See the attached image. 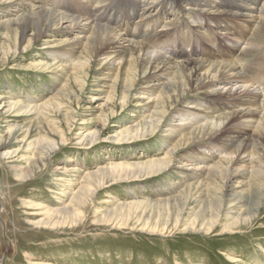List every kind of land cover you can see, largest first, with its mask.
Returning a JSON list of instances; mask_svg holds the SVG:
<instances>
[{"label":"rangeland","instance_id":"rangeland-1","mask_svg":"<svg viewBox=\"0 0 264 264\" xmlns=\"http://www.w3.org/2000/svg\"><path fill=\"white\" fill-rule=\"evenodd\" d=\"M34 1H41L60 12L69 11V6L74 7L79 2L88 4L90 9L97 6L94 0H56L60 8L49 0ZM126 7L125 0H113L104 8H113L114 14H120ZM17 8L19 10L13 12ZM32 9L22 0H0V264H230L225 260L227 256L238 258L239 264H264V182H258L259 175L253 174L247 163H236L230 171L228 168L229 174L223 183L229 190L224 188L223 192L224 195L232 193L237 203L224 206L221 224L227 223L229 218L230 222L235 221L237 215L245 219L246 213L256 208V201L263 197V202L256 218L233 229L239 231L236 234L171 232L149 235L131 228L115 229L110 225L114 221L106 223L101 219L100 216L112 213L119 202L153 199V193L168 189V182L178 183L181 176L175 168L192 151H208L212 145L197 140L188 148L171 152L177 141L171 139L165 143L162 130L174 123L177 116L167 117L156 129L158 113L154 112V104L142 99L138 91L149 82L147 78L137 81L130 91H124L129 85L123 81L115 91H108L94 82L98 62L85 66L83 73L68 75L73 59L59 56L55 60L53 53L62 52L64 47H49H57L72 37L65 28L51 33L48 41L40 38L29 42L33 34L26 31L24 42L19 44L24 27L22 21H15L16 24L4 21L13 17L12 13L20 18L28 16ZM191 11L183 13L185 21H179L178 34L169 35L168 57L178 43L180 32L185 31L191 14H198ZM84 13L88 15L87 11ZM251 33L245 38L246 32L244 39L248 40ZM227 44L240 46L234 42ZM56 61L63 64V74L60 71L49 73V69L42 68L44 63ZM61 84L67 86L64 91H58ZM186 100L193 104L198 102L202 107L207 105L201 98L188 97ZM122 101L124 107H121ZM140 101L142 105L137 107ZM146 103H150L149 107H143ZM33 106L40 107L34 111ZM80 131L87 134L83 144L76 135ZM25 134L27 137L23 140ZM113 137L122 141L117 143ZM126 137L130 139L124 141ZM91 138L96 139L92 141ZM167 154L172 159L168 170L138 180L108 183L109 186L98 189L91 202L80 209L81 219L79 217L72 225L53 230L33 225L44 218V209L54 207L56 200L61 199L56 204L60 207L70 203L62 190L67 186L73 191L80 188L83 183L77 181L82 180L84 173L97 180L108 179L112 170L125 172L126 166L159 160ZM42 158L38 170L24 180V173ZM74 168L82 173L67 171ZM63 175L65 179L59 185L55 179ZM204 177L205 174L197 181ZM200 185L199 194L205 199L208 192H213L211 185L208 187L205 181ZM23 201L40 203L44 209L36 210ZM221 232L220 226L215 228L214 233Z\"/></svg>","mask_w":264,"mask_h":264},{"label":"bare ground","instance_id":"bare-ground-1","mask_svg":"<svg viewBox=\"0 0 264 264\" xmlns=\"http://www.w3.org/2000/svg\"><path fill=\"white\" fill-rule=\"evenodd\" d=\"M22 1L33 8L31 14L20 18L12 13L10 15L13 17L4 21H22L24 27L19 44L24 42L26 31L33 34L29 42L40 38L48 41L51 33L65 28L72 37L57 47H49H64L62 52L53 53V59L57 60L59 56L73 59L68 75L83 73L85 66L98 62L94 82L97 87L108 91H115L122 81L129 85L124 91H130L137 81L147 78L149 82L138 91L142 99L154 104V112L158 113L156 129L167 117L177 116L174 123L167 124L162 130L165 143L171 139L177 141L171 152L181 147L188 148L190 143L197 140L208 141L207 144L212 145L206 148L208 151H192L175 168L181 176L178 183L168 182V189L165 187L153 193V199L117 203L112 213L100 216L103 221H114L110 225L115 229L131 228L149 235L171 232L221 235L236 234L239 231L233 229L249 224L256 218L263 197L256 201L257 206L251 213H246L248 216L245 219L237 215L235 221L230 222L232 219L229 218L227 223L221 224L224 206L228 204L231 207L237 203L232 193L224 195L223 192L224 188L229 190L223 183L228 177V168L230 171L236 163H247L251 165L253 174L259 175L258 182H264V0H184L183 3L172 0H125L127 7L120 14H114L113 8H104L113 0H94L97 6L91 9L88 4L79 2L64 12L56 11L41 1ZM49 2L60 8L56 0ZM186 10L197 11L204 16L191 14L185 31L180 32L178 43L168 57L169 35L173 32L178 34L179 21H185L183 13ZM85 11L88 15H84ZM246 32L245 38L252 32L248 40L244 39ZM233 42L240 46L227 44ZM180 59V63L175 62ZM42 66L49 69V73L60 71L63 74L65 70L59 61ZM66 87L61 84L58 91H64ZM188 97L204 99L207 105L202 107L198 102L189 103L186 100ZM149 105L146 103L143 107ZM124 106L125 102L122 101L121 107ZM39 107L33 106L32 110L36 111ZM76 135L79 143L86 141L84 131ZM26 137L27 134L23 140ZM95 139L91 138L92 141ZM112 139L117 143L122 141L115 137ZM128 139L130 137L124 141ZM212 150L217 152L212 153ZM43 159L25 172L22 178H30ZM171 161L167 154L159 160L126 166L125 172L112 170L114 172L108 179L97 180L93 175L84 173L82 180L79 178L77 181L83 183L80 188L73 191L72 187L67 186L62 190L70 202L62 207L56 205L61 199L55 201L54 207L46 209L40 203L23 202L36 210L44 209V218L33 223L37 228L53 230L72 225L80 217V209L91 202L98 189L115 182L138 180L166 171ZM70 170L82 173L79 168L67 171ZM204 174L205 177L197 181ZM65 175L55 179L59 185L63 184L61 182ZM201 181L208 182V187L211 185L210 190L213 191L208 192L205 199L198 191ZM169 189L173 191L169 192ZM174 192L176 194L171 195ZM218 226L222 231L220 234L214 233ZM225 260L230 264L240 262L238 258L230 256Z\"/></svg>","mask_w":264,"mask_h":264}]
</instances>
